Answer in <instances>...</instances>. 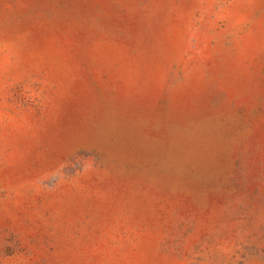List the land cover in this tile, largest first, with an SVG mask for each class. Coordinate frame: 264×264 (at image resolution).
Segmentation results:
<instances>
[{"label": "rangeland", "instance_id": "1", "mask_svg": "<svg viewBox=\"0 0 264 264\" xmlns=\"http://www.w3.org/2000/svg\"><path fill=\"white\" fill-rule=\"evenodd\" d=\"M0 264H264V0H0Z\"/></svg>", "mask_w": 264, "mask_h": 264}]
</instances>
